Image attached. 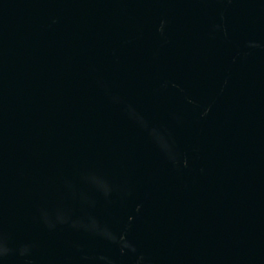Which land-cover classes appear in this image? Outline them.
<instances>
[{
  "label": "water",
  "instance_id": "obj_1",
  "mask_svg": "<svg viewBox=\"0 0 264 264\" xmlns=\"http://www.w3.org/2000/svg\"><path fill=\"white\" fill-rule=\"evenodd\" d=\"M0 264H264V0H0Z\"/></svg>",
  "mask_w": 264,
  "mask_h": 264
}]
</instances>
